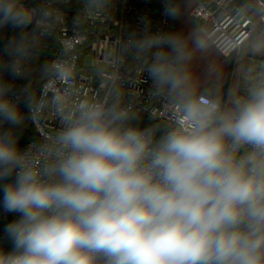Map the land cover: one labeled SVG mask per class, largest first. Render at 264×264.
<instances>
[{"label":"clouds","instance_id":"obj_1","mask_svg":"<svg viewBox=\"0 0 264 264\" xmlns=\"http://www.w3.org/2000/svg\"><path fill=\"white\" fill-rule=\"evenodd\" d=\"M177 14L166 0L164 15ZM40 22L22 0H0V28ZM136 48L151 54L155 84L182 98L172 129L84 102L37 159L14 131L21 102L36 119L34 99L0 78V207L18 214L0 264H264V81L222 108L188 89L181 34L152 33ZM25 51L6 46L0 72L22 78Z\"/></svg>","mask_w":264,"mask_h":264},{"label":"built area","instance_id":"obj_2","mask_svg":"<svg viewBox=\"0 0 264 264\" xmlns=\"http://www.w3.org/2000/svg\"><path fill=\"white\" fill-rule=\"evenodd\" d=\"M262 1V0H260ZM166 0H22L33 10V23L22 29V47L36 49L15 58L25 75L14 78L7 71L0 78L14 88L31 90L26 75L32 53L49 58V70L39 80L34 97L36 119L30 118L37 139L33 146L39 159L40 147L49 144L67 117L74 116L80 103H118L128 112L143 114L174 128L182 119L181 96L159 88L147 72L151 54H141L136 44L152 33H171L173 18L164 15ZM263 2V1H262ZM176 9L177 0H171ZM40 13H44L43 17ZM191 15L198 21L206 40L223 56L239 57L243 44L254 34L258 18L250 15L238 0H195ZM264 21V14L260 16ZM16 42L0 28V60L9 62L6 46ZM238 98L264 81V55L248 56ZM204 96L198 93L194 97ZM29 111V109H28ZM31 113L29 112V117ZM5 128L7 124L3 125ZM2 199V193H0ZM8 214L0 207V249L6 247L5 225Z\"/></svg>","mask_w":264,"mask_h":264},{"label":"crops","instance_id":"obj_3","mask_svg":"<svg viewBox=\"0 0 264 264\" xmlns=\"http://www.w3.org/2000/svg\"><path fill=\"white\" fill-rule=\"evenodd\" d=\"M239 2L241 3V0H239ZM194 4H195V0H177L176 10L178 14L175 18H173L172 26H171L172 28L171 33L181 34L185 38V43L187 47L192 52L191 59L189 61H186L183 67L185 71L191 73V79L187 87L191 91L193 96L198 93H204L203 91L200 90L197 84H199V82H201L202 80H206L207 77H214L221 80L225 78L224 74H226L227 79L225 83H227L228 86L231 70L235 66L237 60H239L240 56L243 55L244 53L246 57H248V56L256 55L255 51L257 50L259 53L258 55H264V52L261 51V48L264 47V29H261L258 32V30L260 29L259 26V28L254 32V34L241 47L239 57H235L236 55H232L231 57L234 58L233 59L234 61L231 60L227 61V58L229 57H225L222 54H220L211 45V43L204 38V36L200 32L198 21L194 19V17L191 15V10ZM241 5L244 6V4ZM245 9L250 15L255 16L254 14L249 12L247 8ZM197 37L203 42V47L197 48L196 45L194 44V39ZM252 37L255 38L254 41L256 42V43L253 42L252 43L253 45L249 43V40ZM248 47H250V50ZM215 62L217 63L216 66H218V68L215 67L213 71L209 72V70L213 68L212 64ZM225 91L223 95H221L220 97L215 96V94H208V95L225 103L224 104L225 105L224 108H225L229 104L228 98L230 97V95H228V93ZM238 94L235 93L232 95V98L230 100L231 107L233 101L238 98Z\"/></svg>","mask_w":264,"mask_h":264},{"label":"rangeland","instance_id":"obj_4","mask_svg":"<svg viewBox=\"0 0 264 264\" xmlns=\"http://www.w3.org/2000/svg\"><path fill=\"white\" fill-rule=\"evenodd\" d=\"M241 4H244L245 8H247L249 10V12H251L252 14L255 15V17L258 18L256 30L259 28V26H260V29L258 30V32L261 29H264V21H262L260 19V16L264 14V2H262L260 0H241ZM254 40H255V38L252 37L249 40V43L250 44H252L253 42L256 43ZM248 48L250 50V47H248ZM252 51H253V49H252ZM261 51L264 52V47L261 48ZM255 54L256 55L259 54L257 50L255 51ZM31 57L33 60L31 61L30 66L27 67L25 70L26 75L28 76V78L31 80L32 83L38 84L39 80L42 77H44L49 70V58L46 57V55L43 56L39 53H32ZM235 57H237V56H235ZM233 59H234L233 57H229V58H227V61H229V60L234 61ZM248 64H249L248 57H246V55L244 53L243 55L240 56L239 60H237L235 66L231 70V75H230V80H229L228 86H227V83H225V81L227 79L226 74H224L225 78H223L221 80L214 78V77H207L206 80H202L197 85L200 88V90L203 91L204 93L215 94V96H219V97L221 95H223L225 89H227L226 92L228 93V95H230V97L228 98L229 104L225 108H231L230 100H231L233 94H235V93L238 94L240 83L242 82V79H243V76L245 74V71L247 69ZM209 65H207V66H209ZM216 65H217L216 62L213 63L212 64L213 68H211L209 70V72L213 71V69L215 67L218 68V66H216ZM31 97H33V94H31ZM223 104H225V103H223ZM7 214H8V221H9V213H7ZM17 215L18 214L14 213V217L17 218Z\"/></svg>","mask_w":264,"mask_h":264},{"label":"trees","instance_id":"obj_5","mask_svg":"<svg viewBox=\"0 0 264 264\" xmlns=\"http://www.w3.org/2000/svg\"><path fill=\"white\" fill-rule=\"evenodd\" d=\"M2 30L5 33V35H7L13 41H15L17 45L22 46L23 34H19L21 31L20 29H13L10 26H5L2 28ZM37 91H38V85L36 84L35 86H33L31 90L33 97L36 95ZM19 107L21 111L24 113L25 118L20 125L14 126V131H15L16 136L18 137V146L22 148L29 141L37 139V132L33 128V125L31 123L28 108L25 107V105L22 102L19 104ZM131 114L136 117V120L134 122L141 127H157L161 131L166 130V129H172L166 124L160 121L151 119L143 114H139V113H131ZM7 127H12V126L7 124L6 128ZM158 134L160 133L158 132ZM15 218L16 217H14V213H9V222H11ZM11 249H12V244L6 237V247L4 250L11 251Z\"/></svg>","mask_w":264,"mask_h":264},{"label":"water","instance_id":"obj_6","mask_svg":"<svg viewBox=\"0 0 264 264\" xmlns=\"http://www.w3.org/2000/svg\"><path fill=\"white\" fill-rule=\"evenodd\" d=\"M263 1V0H262ZM264 2V1H263ZM25 50L27 51V52H35L36 51V49H34V48H32V47H30L29 45H27L26 47H25ZM10 58L8 57V60H9Z\"/></svg>","mask_w":264,"mask_h":264}]
</instances>
